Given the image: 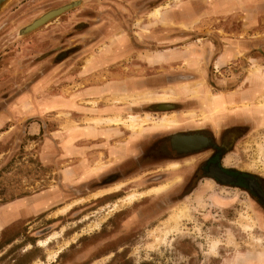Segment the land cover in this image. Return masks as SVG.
I'll return each mask as SVG.
<instances>
[{
  "label": "rangeland",
  "instance_id": "1",
  "mask_svg": "<svg viewBox=\"0 0 264 264\" xmlns=\"http://www.w3.org/2000/svg\"><path fill=\"white\" fill-rule=\"evenodd\" d=\"M98 82L107 88L103 103L123 114L91 116L98 101L84 96L43 112ZM131 116L148 121L132 128ZM96 127L122 128L123 145L156 131L204 130L220 143L233 133L222 162L264 182V0H9L0 11V264L264 259V206L244 189L196 178L200 158L149 175L155 167H143L118 182L119 192L99 194L109 175L85 183L67 174L74 159L63 138ZM156 173L183 180L151 193L166 184L152 183ZM184 187L187 197H165ZM25 197L34 203L15 211Z\"/></svg>",
  "mask_w": 264,
  "mask_h": 264
},
{
  "label": "flooded vegetation",
  "instance_id": "2",
  "mask_svg": "<svg viewBox=\"0 0 264 264\" xmlns=\"http://www.w3.org/2000/svg\"><path fill=\"white\" fill-rule=\"evenodd\" d=\"M168 106L169 105H166L164 103L162 104V107H168ZM120 129L122 133H124V130L122 128ZM156 132L154 133L152 132L153 135L149 134L141 137L139 140L137 139L135 142H133L136 144L134 152L137 151L133 156L128 157L127 159L123 158L121 161H119V163L113 165L114 167H111L109 171L108 169H106L107 171L102 176L109 175L108 177L110 178V183L106 185L109 187H105V188H110L116 185H120V183L118 182H120L121 179H125L127 176L134 174L137 170L143 167H147V166L155 167L154 169L146 172V174L149 175L155 171L180 167L182 163L189 160L190 158L192 159L200 158L201 163L199 167L194 171V175L196 178L208 177L223 185L244 189L248 191L253 196V198L256 199V201H259V203H261L264 206V197H260L258 194V192H261L264 196V182L262 178L260 179L255 174L249 173L247 171H242L241 169L231 167L222 162V160L225 159V156L229 151V147L232 144L233 133L231 134V136L230 135L224 136V138L220 143L215 140L214 136L211 133L204 130L176 131L160 137L154 136ZM192 135L204 136L207 139V144L201 148L189 152L180 151L174 146V140L176 138L180 139L183 137L186 138H183L178 142V145L182 148H185L193 143L201 144L202 142H204V140L200 137H194V138L188 137ZM129 154L130 153H127V155ZM217 171L226 175V177L230 178L231 180L224 181L220 179L219 177L214 175V173ZM161 174L156 173L150 175L149 178H153L152 183L154 182L155 184H157L166 181L167 179H170L168 183L174 182L176 181V179L178 182L183 180L181 176H175L173 178V176L163 177L161 176ZM133 180L134 179L129 178V182L128 181L127 182L130 184ZM162 185H167V181L166 184L162 183L156 186H162ZM179 185L180 184L176 185V187ZM152 187L154 186L153 185L150 187L146 186L145 190L149 191V189H151ZM130 189H132V187L127 186L120 193L111 195L109 197H120L124 195L123 193H126V191H129ZM182 189L183 190L185 189V191L183 192ZM182 189L181 190L183 193L175 190L170 192L169 194L165 193L167 194L165 195V197H181V196L187 197L188 194H186L187 193L186 187ZM120 190L121 189L119 188L116 190V192H119ZM148 197H153V196H148ZM162 205L163 204H155L152 206V208L157 206L161 208ZM160 208L159 209L157 208V211H159Z\"/></svg>",
  "mask_w": 264,
  "mask_h": 264
},
{
  "label": "crops",
  "instance_id": "3",
  "mask_svg": "<svg viewBox=\"0 0 264 264\" xmlns=\"http://www.w3.org/2000/svg\"><path fill=\"white\" fill-rule=\"evenodd\" d=\"M106 89L107 88L104 87L102 82H98L92 87L84 88L82 91H80L79 95L74 97L75 99H68L60 95L58 99H53L51 103L47 105L45 104V106L48 107L47 109H43V112H55L56 109L66 110L73 106V102H75L76 105H79V98L77 97L84 96L85 98L90 97L92 100L98 101L97 109L99 111H96L95 113H90L91 116H105L114 113L123 114L122 110H120L119 108H116L115 106H106V104L103 103V98L105 96ZM77 111H79V109ZM70 113L73 114V112L71 111ZM80 115L82 116L83 114ZM121 133L122 131L120 128L96 127L91 129H80L79 133L75 135L73 139L68 140L67 136L64 137V143L68 149L67 155L69 156V161H73L74 159L73 164H71V166L67 169V174L72 177H78L82 175L85 183L88 181H92L96 178H100L106 171L102 170L100 172H94L92 169L98 161H102L105 164H107L109 161L119 163V161L127 155L129 150V153L135 151L136 144L133 143V140L129 141L127 145H123L125 144L123 140L124 135L123 133ZM82 143L85 144V146H82ZM87 154H91L88 160ZM87 168L91 169L92 171L88 172V170H86ZM104 187L107 186H103V188ZM94 190L91 191L94 192ZM31 202L34 203V201H30L28 197L16 200L13 202L14 210H18L20 212L25 213L24 207H28ZM43 204L44 203H36V206H42ZM248 261L249 260H246L245 264H264V259L261 261L252 260L250 261V263Z\"/></svg>",
  "mask_w": 264,
  "mask_h": 264
},
{
  "label": "water",
  "instance_id": "4",
  "mask_svg": "<svg viewBox=\"0 0 264 264\" xmlns=\"http://www.w3.org/2000/svg\"><path fill=\"white\" fill-rule=\"evenodd\" d=\"M9 0H0V11L1 9L6 5V3L8 2ZM73 4H68V5H64L62 7H59V8H56V9H52L46 13H44L43 15H41L40 17H38L37 19H35L31 24L27 25L25 28H24V32H29V31H32L33 29L45 24L47 21H49L50 19L60 15L61 13H63L64 11L68 10L70 7H72ZM190 138H194V137H200L204 140V142H202L201 144H196V143H193V144H190L189 146L185 147V148H182L178 145V142L179 140L183 139V138H186V137H183V138H180V139H175L174 140V146L180 150V151H183V152H189V151H193V150H196L198 148H201L203 147L204 145L207 144V139L204 137V136H199V135H192V136H188ZM187 137V138H188ZM214 175H216L217 177H219L220 179L224 180V181H230L231 179L230 178H227L226 175L222 174L221 172L217 171L214 173ZM259 196L260 197H264L263 194L261 192H258Z\"/></svg>",
  "mask_w": 264,
  "mask_h": 264
},
{
  "label": "bare ground",
  "instance_id": "5",
  "mask_svg": "<svg viewBox=\"0 0 264 264\" xmlns=\"http://www.w3.org/2000/svg\"><path fill=\"white\" fill-rule=\"evenodd\" d=\"M115 99V98H114ZM113 99V100H114ZM167 117V116H166ZM145 118V117H144ZM144 118L143 119H141L140 120V118H139V116L137 117V116H131L130 117V124H128L130 127H132V128H134V127H136V126H139L141 123H143V121H144ZM101 119V118H100ZM146 120H147V118H145ZM166 119V118H165ZM171 118H168V119H166V120H163V121H169ZM105 120H106V118L104 119V122H105ZM119 119L118 118H116V119H109V121H118ZM101 121H103V120H101ZM107 121V120H106ZM148 121V120H147ZM146 121V122H147ZM103 123V122H102ZM107 123H109L108 121H107ZM106 123V124H107ZM170 123V122H169ZM177 165V164H176ZM119 188V186L118 185H116V186H114V187H110V188H107V190H103V191H101L99 194H102V193H105V192H112V191H115V190H117ZM163 188H165V186L163 185V186H157V187H155L152 191H151V193L152 192H159V191H161ZM137 195L138 194H135V193H132L131 195H129L124 201H127L128 203H132L136 198H137ZM67 209V208H66ZM63 211V210H62ZM248 224H250L249 222H248ZM251 226V225H250ZM216 246V245H215Z\"/></svg>",
  "mask_w": 264,
  "mask_h": 264
},
{
  "label": "trees",
  "instance_id": "6",
  "mask_svg": "<svg viewBox=\"0 0 264 264\" xmlns=\"http://www.w3.org/2000/svg\"><path fill=\"white\" fill-rule=\"evenodd\" d=\"M123 264H132V261L131 260H125L123 262ZM140 264H152V263L148 262V261H144V262H141Z\"/></svg>",
  "mask_w": 264,
  "mask_h": 264
}]
</instances>
